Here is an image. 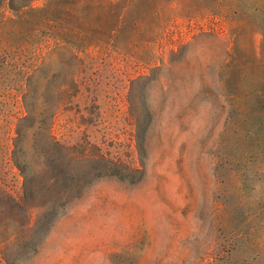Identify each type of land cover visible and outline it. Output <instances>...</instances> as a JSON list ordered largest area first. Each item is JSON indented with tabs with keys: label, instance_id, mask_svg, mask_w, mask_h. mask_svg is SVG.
Masks as SVG:
<instances>
[{
	"label": "rangeland",
	"instance_id": "1",
	"mask_svg": "<svg viewBox=\"0 0 264 264\" xmlns=\"http://www.w3.org/2000/svg\"><path fill=\"white\" fill-rule=\"evenodd\" d=\"M46 1L0 6V264H264V0Z\"/></svg>",
	"mask_w": 264,
	"mask_h": 264
},
{
	"label": "trees",
	"instance_id": "2",
	"mask_svg": "<svg viewBox=\"0 0 264 264\" xmlns=\"http://www.w3.org/2000/svg\"><path fill=\"white\" fill-rule=\"evenodd\" d=\"M35 0H0V6L4 3H7L9 5V7L11 9H13L14 11H16V13H22V12H26V10H28V8H33V4H34ZM95 2L97 3V1L95 0ZM118 7H116L118 5V3H120ZM129 0H123V4H122V0H107L106 3L111 4L112 10H114L115 13V18H109L108 21H113L115 19V23L110 27V31L117 29L121 23L122 20V14L128 4ZM92 4H94V0H47L45 5L43 7H41L40 13L41 15V21H43V23L45 25L48 26V28L50 29L52 27L53 24H51V20H54L56 18L55 16V11L56 8H61L62 11V15L63 13H68L75 15L77 14V12H79V10L81 8H83V6H91ZM98 4L103 5L104 1L99 0ZM93 7H95V5H92ZM114 7H116L114 9ZM30 9V10H31ZM33 10V9H32ZM78 16V14H77ZM111 19V20H110ZM113 19V20H112ZM110 22V23H111ZM16 160V158H15ZM17 165L22 169V166H20L19 162H17ZM23 171V170H22ZM17 201V200H16Z\"/></svg>",
	"mask_w": 264,
	"mask_h": 264
}]
</instances>
